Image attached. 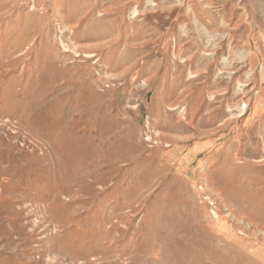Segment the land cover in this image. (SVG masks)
I'll return each instance as SVG.
<instances>
[{
	"label": "rangeland",
	"instance_id": "1",
	"mask_svg": "<svg viewBox=\"0 0 264 264\" xmlns=\"http://www.w3.org/2000/svg\"><path fill=\"white\" fill-rule=\"evenodd\" d=\"M261 229L264 0H0V264H264Z\"/></svg>",
	"mask_w": 264,
	"mask_h": 264
},
{
	"label": "bare ground",
	"instance_id": "2",
	"mask_svg": "<svg viewBox=\"0 0 264 264\" xmlns=\"http://www.w3.org/2000/svg\"><path fill=\"white\" fill-rule=\"evenodd\" d=\"M136 13V10H133L132 12H131V14H135ZM63 16V15H62ZM63 19V18H62ZM66 19V18H65ZM66 24V23H65ZM64 24V28H66V29H70L69 27H67L66 25ZM72 42V41H71ZM73 43V42H72ZM67 49V48H66ZM65 50V49H64ZM108 67V66H107ZM238 110H239V112H242V110H243V105H241V104H239L238 105ZM154 133L156 134V135H158V136H160L161 137V133L162 132H160L159 130H157V129H154ZM162 137H163V135H162ZM161 143H164L163 142V140H161ZM171 146V145H170ZM205 166V165H204ZM204 166L202 167L203 169L202 170H204V174H203V176L202 177H204L205 178V184H206V186H208V188H207V190L209 189V187H211V186H209V177H208V175H207V172H206V168H204ZM210 185H212V184H210ZM205 187V186H204ZM210 190H211V188H210ZM209 190V191H210ZM205 191V190H204ZM224 207H226L227 208V206L225 205ZM227 211H228V216H231V217H233V218H236L234 215H233V213L229 210V208H227ZM212 214H216V212H212ZM238 219H241L242 221H244L245 219H243V218H238ZM262 233H263V235H264V230L263 229H261L260 230Z\"/></svg>",
	"mask_w": 264,
	"mask_h": 264
}]
</instances>
